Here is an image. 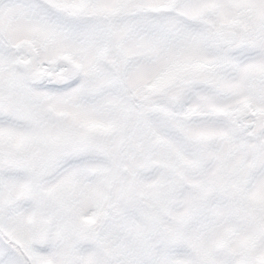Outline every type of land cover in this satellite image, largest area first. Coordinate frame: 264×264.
I'll list each match as a JSON object with an SVG mask.
<instances>
[{"label": "snow or ice", "instance_id": "snow-or-ice-1", "mask_svg": "<svg viewBox=\"0 0 264 264\" xmlns=\"http://www.w3.org/2000/svg\"><path fill=\"white\" fill-rule=\"evenodd\" d=\"M0 264H264V0H0Z\"/></svg>", "mask_w": 264, "mask_h": 264}]
</instances>
